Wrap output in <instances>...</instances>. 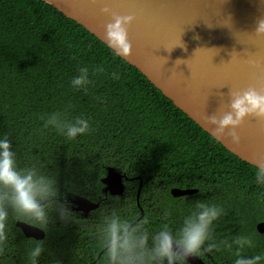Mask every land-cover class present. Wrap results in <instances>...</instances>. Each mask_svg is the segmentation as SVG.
Wrapping results in <instances>:
<instances>
[{"label":"trees","instance_id":"trees-1","mask_svg":"<svg viewBox=\"0 0 264 264\" xmlns=\"http://www.w3.org/2000/svg\"><path fill=\"white\" fill-rule=\"evenodd\" d=\"M80 66L89 68L87 91L70 85ZM56 110L90 117L92 131L67 140L43 129L40 117ZM5 133L21 165L39 160L69 194L97 192L109 167L141 178L143 199L160 192V185L165 192L199 188L221 193L217 200L233 208L238 193H264L255 182L257 167L226 150L139 70L42 0H0V135ZM129 184L137 187L139 181ZM129 194L128 213L135 220L136 188ZM146 211L149 225L156 224L155 212ZM49 216L38 264H83L69 236L75 224ZM17 221L11 222L0 264H26L27 242L37 241L27 238Z\"/></svg>","mask_w":264,"mask_h":264},{"label":"water","instance_id":"water-1","mask_svg":"<svg viewBox=\"0 0 264 264\" xmlns=\"http://www.w3.org/2000/svg\"><path fill=\"white\" fill-rule=\"evenodd\" d=\"M83 26L104 44L105 25L112 17L100 11L106 2L118 15H133L129 26L130 54L120 56L139 70L176 107L220 142L226 150L255 167H264V121L247 117L238 132L239 144L216 136L205 122L210 114L228 110L230 93L249 87L264 89V36L254 33L264 16V0H42ZM258 61V65L254 64ZM109 167L106 192L120 195L123 178ZM135 178L131 179L134 180ZM141 179V178H140ZM142 182L137 199L141 194ZM197 188H174L190 195ZM85 211L92 203L73 200ZM27 238L42 240L41 228L17 221Z\"/></svg>","mask_w":264,"mask_h":264},{"label":"clouds","instance_id":"clouds-1","mask_svg":"<svg viewBox=\"0 0 264 264\" xmlns=\"http://www.w3.org/2000/svg\"><path fill=\"white\" fill-rule=\"evenodd\" d=\"M100 11L112 17L111 22L105 25L106 46L114 54L129 55L132 48L129 26L134 16L118 15L106 2ZM254 33L264 36V16L256 19ZM253 63L258 65L259 62ZM112 77L118 78L116 73H112ZM90 83L88 66L78 67L77 73L70 79V85L76 90L87 91ZM247 117L264 121V89L249 87L231 92L228 110L219 116L214 113L206 115L204 119L213 126L216 136L239 144L241 136L238 129ZM40 119L43 129L55 131L67 140L92 131L91 118L84 115L69 116L65 111L56 110L42 115ZM254 177L258 185L264 186V167L257 166ZM58 194L55 176L48 173L39 160L21 165L9 135H0V255L9 245L13 220L45 228L54 206L62 219L71 216L70 210L54 199ZM171 214L172 206L165 208L163 221H167ZM224 215L226 211L221 203L197 199L188 205L178 227L162 222L158 227L151 228L147 217L134 221L119 204L111 208L102 206L96 221V239L103 250V264H187L188 256H201L214 250L230 253L234 257L231 264H264V249L251 256L244 255L248 249L256 247L253 233L217 237L216 222ZM27 243L30 246L26 251V264H38L44 250L43 243Z\"/></svg>","mask_w":264,"mask_h":264},{"label":"flooded vegetation","instance_id":"flooded-vegetation-1","mask_svg":"<svg viewBox=\"0 0 264 264\" xmlns=\"http://www.w3.org/2000/svg\"><path fill=\"white\" fill-rule=\"evenodd\" d=\"M107 175V174H106ZM106 177V176H105ZM100 179V186L97 192L94 194L85 192L84 194H69L67 187H57L59 190H63V194H58L54 198L58 204L64 205L71 212L70 217L61 218L59 212L56 210V207L49 212V215H53L54 218L61 221H69L74 223L70 227V237H74V241L77 249V260L79 263L83 264H103V250L99 248L98 242L96 239V221L99 218V210L102 206L111 208L113 206L121 207L122 211H128L132 202L129 197L130 188H136V198L135 206L139 212L138 217L134 220L143 219L146 214V210H153L155 212L156 224L149 225L151 228L158 227L162 222H167L171 227H178L182 221L183 215L186 214L188 205L191 202H194L197 199L207 200L209 199L212 202L220 203L217 199L223 195L219 193L213 194H204L199 191L190 194V195H174L172 190L174 188H169L168 192H165L166 187H158L160 192L157 194H149L146 198H142V190L144 187L142 179L135 178L134 180L123 178L124 191L120 195H113L109 192H106V184H104L103 179ZM78 181H84L83 179H78ZM130 181H139L137 187L130 186ZM140 182H142L141 194L139 200L137 199L138 190L140 189ZM80 189H86L89 187L79 186ZM91 189L95 190L97 187L95 185L90 186ZM186 189V188H182ZM83 197L89 200L93 207L87 211L78 208L73 200L77 197ZM235 204L233 208H225L226 215L222 216L217 222L215 227V234L218 238L230 237L231 234L236 233H248L251 232L254 234V239L256 240V247L250 248L247 250L248 253H245L246 256H251L253 253L264 249V193L257 192H243L235 195ZM222 205L225 206V203L222 202ZM58 206V205H57ZM172 206V214L167 221H163V212L165 208ZM50 217V216H49ZM28 223V222H27ZM47 224H50V218ZM34 225V224H32ZM39 227L38 225H35ZM41 228V227H39ZM45 232V238H47L48 232L45 228H41ZM67 233L63 234V240L66 241ZM33 239V238H32ZM36 240V239H35ZM234 257L231 256L228 252H215L212 253H202L201 256L190 255L186 258L187 264H231V261ZM167 264V262H165Z\"/></svg>","mask_w":264,"mask_h":264}]
</instances>
